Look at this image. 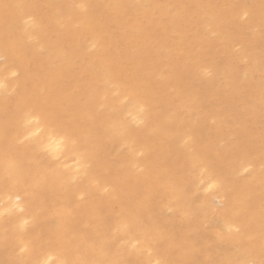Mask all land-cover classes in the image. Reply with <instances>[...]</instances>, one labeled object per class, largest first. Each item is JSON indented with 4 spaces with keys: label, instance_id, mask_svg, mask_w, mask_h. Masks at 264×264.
Returning <instances> with one entry per match:
<instances>
[{
    "label": "bare ground",
    "instance_id": "bare-ground-1",
    "mask_svg": "<svg viewBox=\"0 0 264 264\" xmlns=\"http://www.w3.org/2000/svg\"><path fill=\"white\" fill-rule=\"evenodd\" d=\"M0 60V264H264V0H0Z\"/></svg>",
    "mask_w": 264,
    "mask_h": 264
},
{
    "label": "snow or ice",
    "instance_id": "snow-or-ice-1",
    "mask_svg": "<svg viewBox=\"0 0 264 264\" xmlns=\"http://www.w3.org/2000/svg\"><path fill=\"white\" fill-rule=\"evenodd\" d=\"M125 102L127 103H137L133 97L131 96H125L124 98ZM139 110L141 112L145 111V107L143 104H139ZM29 120L28 122L30 124H33V129L30 130V137H39L42 134H47L48 138V145L46 146L45 151L48 155V166L50 168H54L56 164H58L62 158V155L69 150H72L73 147L76 144V139L74 138L73 134L63 127L56 119L52 118H39L37 113H30L29 114ZM83 169V174L87 175V169L91 167V164L87 161L81 166ZM81 168L77 169V172H80ZM247 171V169H245ZM78 179V176H73L71 178V183H75ZM207 190L211 191L213 188L218 187V185L213 182L209 181L207 184ZM83 199V197H81ZM28 221H25V224H27ZM125 229H129L131 227L130 224L125 223L123 225ZM239 231V229H237ZM23 251V249H22ZM44 264H49V261H45ZM62 264H70V262H62ZM156 264H167V262H162L157 260Z\"/></svg>",
    "mask_w": 264,
    "mask_h": 264
},
{
    "label": "rangeland",
    "instance_id": "rangeland-1",
    "mask_svg": "<svg viewBox=\"0 0 264 264\" xmlns=\"http://www.w3.org/2000/svg\"><path fill=\"white\" fill-rule=\"evenodd\" d=\"M163 0H159V2H162ZM165 12H167L166 10H165ZM129 17V16H128ZM170 18H171V16H170ZM199 18H200V12L198 11V13H197V19L199 20ZM131 19L132 18H129L127 21L129 22V21H131ZM152 19V18H151ZM158 23H162L159 19H152V24H158ZM115 26L114 25H112L111 24V28H114ZM75 27H72L71 29H70V31H69V33L65 36V39L66 40H68L71 36H73L74 34H75ZM200 33L201 34H204L203 33V31L202 30H200ZM143 40L144 39H141V40H139V39H137V42H139V43H143ZM181 53H183V52H181ZM3 63V61L2 60H0V65ZM82 75H83V77H85L86 79H89V75H88V73L87 72H85V71H82ZM16 76H19V75H17L16 74ZM14 74H12V75H9L8 77H6V79L9 81H11V80H16V78H18V77H16ZM9 78V79H8ZM11 78V79H10ZM13 78H15V79H13ZM47 79L49 80V82L51 83V84H53V78L51 77V74L50 73H48V75H47ZM63 83H64V85H65V87H64V92L66 93V94H68V93H70V86H69V84L66 82V81H63ZM20 129L22 130V129H24V127L23 126H21L20 127ZM17 146H22V143H19V144H17ZM46 158H48V155H46L45 156ZM72 184H74V183H72ZM100 195H103V194H100ZM77 200H78V198H77ZM115 210H116V208H114V207H108V210H107V212H108V214L109 215H111V216H113L114 214H115Z\"/></svg>",
    "mask_w": 264,
    "mask_h": 264
}]
</instances>
